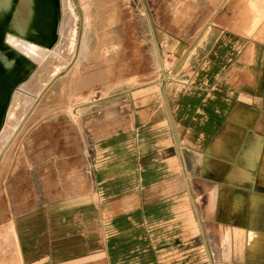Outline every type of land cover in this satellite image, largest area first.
Returning <instances> with one entry per match:
<instances>
[{"label":"crops","instance_id":"1","mask_svg":"<svg viewBox=\"0 0 264 264\" xmlns=\"http://www.w3.org/2000/svg\"><path fill=\"white\" fill-rule=\"evenodd\" d=\"M206 1L141 103L0 164L16 264H264V0Z\"/></svg>","mask_w":264,"mask_h":264},{"label":"rangeland","instance_id":"2","mask_svg":"<svg viewBox=\"0 0 264 264\" xmlns=\"http://www.w3.org/2000/svg\"><path fill=\"white\" fill-rule=\"evenodd\" d=\"M206 4V0H70L75 54L32 99L11 129L13 134L1 137L0 164L17 154L21 157L19 152L30 146L32 136L62 131L69 121L105 120L111 105L125 110L127 104L141 103L143 89L160 84L169 68L161 47L191 39L199 25L213 19L202 15ZM1 43L0 30V51ZM27 80L26 74L20 75V81ZM91 104L102 108L87 107ZM2 176L0 169V180ZM14 178L9 176L8 183ZM2 185L0 264H16L9 225L11 193Z\"/></svg>","mask_w":264,"mask_h":264},{"label":"bare ground","instance_id":"3","mask_svg":"<svg viewBox=\"0 0 264 264\" xmlns=\"http://www.w3.org/2000/svg\"><path fill=\"white\" fill-rule=\"evenodd\" d=\"M68 2L0 0V139L75 54ZM21 74L28 80L20 81Z\"/></svg>","mask_w":264,"mask_h":264}]
</instances>
